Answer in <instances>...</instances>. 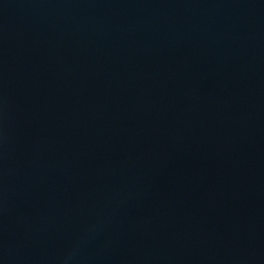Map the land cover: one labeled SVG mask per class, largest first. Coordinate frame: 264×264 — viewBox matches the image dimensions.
Wrapping results in <instances>:
<instances>
[{"label": "water", "instance_id": "obj_1", "mask_svg": "<svg viewBox=\"0 0 264 264\" xmlns=\"http://www.w3.org/2000/svg\"><path fill=\"white\" fill-rule=\"evenodd\" d=\"M0 264H264V0H0Z\"/></svg>", "mask_w": 264, "mask_h": 264}]
</instances>
